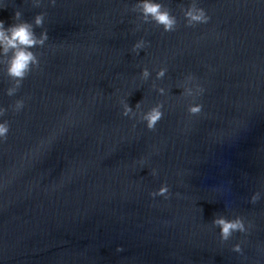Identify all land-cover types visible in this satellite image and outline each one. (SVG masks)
<instances>
[{"label": "water", "instance_id": "water-1", "mask_svg": "<svg viewBox=\"0 0 264 264\" xmlns=\"http://www.w3.org/2000/svg\"><path fill=\"white\" fill-rule=\"evenodd\" d=\"M163 2L175 32L141 23L135 0L0 10L6 26L18 9L26 21L45 12L49 35L15 96L0 74V105L25 101L0 144V264H264V0H200L210 21L195 28L180 12L190 0ZM141 38L150 46L137 56ZM161 66L167 97L139 79ZM188 74L206 89L196 117L176 88ZM122 99L165 101L156 130L123 117ZM162 183L170 198H151ZM216 215L244 217L249 233L221 243Z\"/></svg>", "mask_w": 264, "mask_h": 264}, {"label": "clouds", "instance_id": "clouds-1", "mask_svg": "<svg viewBox=\"0 0 264 264\" xmlns=\"http://www.w3.org/2000/svg\"><path fill=\"white\" fill-rule=\"evenodd\" d=\"M25 2L31 3L33 7H40L45 0H25ZM199 2L200 0H190L186 7L180 5L185 27L195 28L197 25L209 23L210 16L203 7L199 6ZM47 3L55 6L57 0H47ZM6 5L7 0H0V10H3ZM131 11L137 14V18L141 23L153 24L161 28L163 33H172L178 28L177 16L172 13L163 0H135ZM45 19L46 13L40 12L31 21H26L23 19L22 11L18 9L12 16L13 22L11 24L6 26L5 21L0 20V74L7 77L10 83L4 93L8 97L15 96L22 87L24 80L40 66L39 55L33 49L43 48L49 41L48 32L44 29ZM36 28L44 30L37 35ZM139 29L140 24H137L136 30ZM149 46L150 42L141 38L132 45L131 52L139 56L141 51ZM153 71L155 72L154 79H152V72L149 71L148 67H143L139 74L140 81L148 82L151 79V89L159 96L167 97L169 89L159 86L157 81H162L166 77L168 68L161 66L158 69H153ZM176 88L182 90L179 96L188 101L186 106L188 116H199L204 105L198 100L206 91L202 84L198 82L194 75L188 74L181 82L177 83ZM120 105L123 117L143 123L148 131L154 132L165 114V101H157L147 110H143L141 102H138L135 108L131 107L127 99L120 100ZM24 108L25 101L23 99L15 100L7 108L0 105V144L7 140L11 128L10 121L5 119L7 112L10 109L15 114L21 112ZM135 126L134 124L133 127L135 128ZM52 138L47 143L50 144ZM44 143L42 142L40 147H43ZM136 163L143 169L147 161L142 158ZM149 174L152 177H157L158 170L152 168ZM176 195L179 196V193H176ZM149 196L153 199L163 197L164 200H168L171 196L170 187L167 183H162L157 190L150 192ZM260 199V192H256L251 196L249 203L256 204ZM211 225L219 229L221 243L228 242L237 232L246 236L251 228V224L246 223L244 217L239 215L234 218L216 215L211 221ZM241 243L237 242L232 245L231 250L237 254H243ZM116 251L120 252L123 249L118 247Z\"/></svg>", "mask_w": 264, "mask_h": 264}]
</instances>
